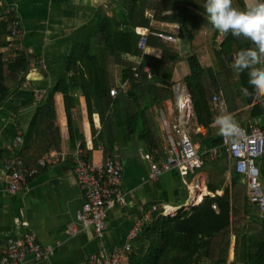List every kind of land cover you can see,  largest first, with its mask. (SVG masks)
<instances>
[{
    "label": "trees",
    "instance_id": "trees-1",
    "mask_svg": "<svg viewBox=\"0 0 264 264\" xmlns=\"http://www.w3.org/2000/svg\"><path fill=\"white\" fill-rule=\"evenodd\" d=\"M117 2L124 11L112 17L103 10L97 13L94 25L82 31L70 51L66 77L46 92L45 99L34 111L30 126L22 129L25 144L14 150L21 168L39 169L41 161L52 150H61L58 95L64 99L69 147L74 151L82 144L89 160L92 154L87 151L85 138L78 136V129L74 128L73 111L80 108L81 96L86 100L93 130L95 117L101 119L104 128L95 144L104 142L109 158L114 157L117 147L134 139L154 148L160 147L153 137L156 123L153 108L161 107L164 100L172 96V91L161 90L162 95L157 90L161 85L171 89L176 84L174 74L182 60L179 45L193 43L194 28L199 25L215 30L214 47L221 33L208 20L205 0L203 3L192 0ZM246 3L247 0H233V5L241 9ZM169 12H177V15L169 17L166 15ZM149 14H153L155 23L180 26L179 42L174 45L151 37L148 51H158L159 57L145 54L138 46L136 30L153 32ZM7 17L0 23V105L14 89L12 78L22 84L24 79L20 76L28 73L31 59L24 50L17 49L14 58L6 60L10 20ZM249 47H253L249 40L237 39L229 33L215 52L217 62L214 65L204 64V58H199L195 50L186 57L190 72L183 82L192 99L193 121L207 131L205 135H197L202 137L199 140L202 149L223 145V135L215 123V118L223 114L214 102L216 96L222 98L227 112L234 114L233 119L239 127L248 132L254 127L264 131L256 126V120L264 116V99L255 97L247 71L237 75L232 68L233 56ZM245 88L253 94L245 95L242 91ZM114 89L120 91L117 98L111 96ZM118 151L121 153V149ZM257 165L264 184V156ZM200 171L209 174L207 186L212 195L189 210L181 209L173 217L164 216L163 209L151 214L150 221L143 226L131 251L126 254L128 264H264V217L261 218L249 202L247 185L237 173L235 161L223 153L216 160L207 161ZM230 173L231 185L220 196L217 193Z\"/></svg>",
    "mask_w": 264,
    "mask_h": 264
},
{
    "label": "crops",
    "instance_id": "crops-1",
    "mask_svg": "<svg viewBox=\"0 0 264 264\" xmlns=\"http://www.w3.org/2000/svg\"><path fill=\"white\" fill-rule=\"evenodd\" d=\"M9 8L16 11L20 17L23 35L12 48L11 45L5 48L6 59L14 58V50L22 49L29 54L30 64L37 70L26 73V78L20 76L21 80L24 79L22 84H19V80L12 78L11 84H14V89L0 105V148L2 149L0 153V250H6L10 238L23 242L27 235H33L39 244L54 250L48 260L38 264H82L93 254L105 252L113 255L123 250L128 243L127 235L136 219L141 217L143 208L148 211L153 206H159L160 209L169 208L170 212L177 213L181 209L189 210L192 206L191 201L197 206L202 204L206 197L212 195L207 186L209 174L205 171L199 170L196 176L183 177L177 170H172L163 174L158 181H151L149 178L151 164L146 160L151 146L139 139L127 141L115 149L114 156L121 149L120 154L124 165L121 192L125 203L118 204L109 210L108 227L102 239L96 235L93 227L85 228L78 235L71 236L67 233L68 225L77 221L78 211L85 204V196L79 182L75 179L73 167L69 161L52 168L40 167L39 175L31 179L26 188L18 193H12L11 181L5 166L8 162L17 163L16 152L12 151V147L19 130H27L34 117L38 103L35 101L33 91L39 89L46 93L66 77L67 59L71 49L82 31L94 25L99 11L103 10L108 17H112L124 9L118 5L117 0H0V23L6 21L4 11ZM149 15L153 16V14ZM166 15L176 16L177 12H169ZM150 25L153 29L151 31L168 36L177 37L180 32V26L175 24L153 22ZM194 31L193 43L183 45L180 42L181 46L178 49L188 54L195 50L199 58H204V61L202 59L204 64L214 65L217 62L215 61L216 50L212 44L215 30L199 25L194 28ZM224 40L225 36L220 34L217 44L224 43ZM198 42H210L211 46L209 47L208 43ZM209 48L214 50L213 57L209 53ZM218 48L217 45L216 49ZM159 54L156 50L149 51V55L155 57H159ZM181 58L174 74L176 85L171 89L161 85L157 92L165 90L180 94L183 88H186L182 81L190 71L182 53ZM230 80L232 81L231 78ZM231 81L228 82V86L231 85ZM159 93L163 95L162 92ZM80 100V108L73 111L74 128L78 129V136L85 138L87 151L92 154L89 160V154L86 153L89 162L101 166L110 159L105 154L104 142L95 144L104 127L100 117L96 116L93 130L86 100L82 96ZM171 101L173 100L169 97L163 104L169 105ZM56 103L62 148L60 151L52 150L46 158L55 152L65 154L73 152L68 144V122L62 95L56 97ZM249 110L251 108H247V111ZM227 114L230 112L228 111ZM230 115L234 116V114ZM256 123V126L264 129V116L257 119ZM199 130H204V135L207 133L205 129L198 128ZM162 138L165 139L164 136ZM158 143L160 146L158 149L164 155L168 145L165 143L160 145V141ZM189 179L191 181H188ZM242 179L246 185L245 179L243 177ZM196 182H199L200 188L193 191L191 184ZM231 182L230 173L223 184L224 187L217 194L224 195L225 188L230 186ZM122 264H128L126 258Z\"/></svg>",
    "mask_w": 264,
    "mask_h": 264
},
{
    "label": "built area",
    "instance_id": "built-area-1",
    "mask_svg": "<svg viewBox=\"0 0 264 264\" xmlns=\"http://www.w3.org/2000/svg\"><path fill=\"white\" fill-rule=\"evenodd\" d=\"M9 18V34L7 37L11 48L18 42L23 35V27L20 17L12 9L6 10ZM151 23L154 17L148 15ZM139 37V49L145 54L149 53L148 45L151 37L158 38L166 43H178L175 36H168L161 33H153L148 30H137ZM7 60V59H6ZM34 66L30 64L28 73L34 72ZM153 75L150 74V78ZM112 96L119 95L118 90H112ZM36 103L45 99V92L36 89L33 91ZM187 88H183L180 94H175V100L169 105L162 104L159 107V117L163 126V136L168 143L164 155L158 148L151 147L146 156V160L151 164L150 180L158 181L161 176L172 170H177L181 176H196L202 170L205 163L216 160L223 153H226L236 163L237 173L242 175L246 181L248 190V200L257 209L259 216L264 217V184L261 179V170L257 165L258 160L264 156V131L259 128H252L250 132L239 127L240 131L233 137L223 135V145L219 148L202 149L194 143L192 133L198 134L196 125L195 132L191 123L194 118L192 100L189 97ZM186 100V111L180 99ZM214 102L219 109H227L224 102L216 96ZM192 132V133H191ZM25 144L24 132L18 133L13 145V150L21 149ZM69 161L73 167L75 179L79 182L81 190L85 196V204L78 211L77 221L68 225L69 235H78L87 227H93L99 238H104L108 227L109 210L118 204L124 205L125 199L121 192L124 165L119 151L113 158L105 164L96 166L89 162L85 149L82 144L71 154L53 153L48 156L40 167L43 169L52 168ZM5 171L11 181L10 190L18 193L26 188L31 179L39 175V169L21 168L15 162H8ZM193 191L199 190V182L192 183ZM191 205L192 201H191ZM159 206H153L148 211L143 208L140 218L136 219L131 231L127 235V245L123 250L110 255L102 252L93 254L86 258L82 264H122L126 254L132 249L134 239L140 234L143 226L151 219V214L158 212ZM215 209L218 210L217 206ZM164 216L173 217L177 213H171L169 208L162 211ZM53 248L44 247L36 241L33 235H27L23 242L15 241L10 238L7 242L5 251L0 250V264H38L48 260L53 254Z\"/></svg>",
    "mask_w": 264,
    "mask_h": 264
},
{
    "label": "clouds",
    "instance_id": "clouds-1",
    "mask_svg": "<svg viewBox=\"0 0 264 264\" xmlns=\"http://www.w3.org/2000/svg\"><path fill=\"white\" fill-rule=\"evenodd\" d=\"M204 10L211 25L221 34L229 33L239 39L249 40L253 47L240 50L234 57L232 68L239 75L247 71L248 83L257 99H264V0H247L241 9L233 0H205ZM9 30V29H8ZM21 40V39H20ZM245 95H252L242 89ZM215 118L222 135L233 137L240 131L238 124L227 110Z\"/></svg>",
    "mask_w": 264,
    "mask_h": 264
},
{
    "label": "rangeland",
    "instance_id": "rangeland-1",
    "mask_svg": "<svg viewBox=\"0 0 264 264\" xmlns=\"http://www.w3.org/2000/svg\"><path fill=\"white\" fill-rule=\"evenodd\" d=\"M193 1H195L196 3H203V0H192V2ZM191 11V10H190ZM6 16V15H5ZM198 43H202V44H206V43H208V42H198ZM209 44V47L211 46L210 44V42L208 43ZM172 45H174V43L172 44ZM218 45V47H220V45L221 44H217ZM179 46H181V44L179 45ZM179 50H181V49H179ZM214 50H217L216 49V46H215V48H214ZM214 50L211 48H209V53L211 54V56L213 57V54H214ZM181 53H182V56H184V58H186L187 57V55H188V53H186V52H183L182 50H181ZM187 68V67H186ZM120 72H121V70H120ZM183 82V81H182ZM184 83V82H183ZM176 85V84H175ZM125 89H126V86H125ZM111 96H112V93H111ZM118 96H120V91H119V95ZM117 96V97H118ZM113 97V96H112ZM117 97H113V98H117ZM171 98V100H175V94L174 93H172V96L170 97ZM153 114H154V116H155V120H156V123H155V129H154V133H153V137L159 142L160 141V145L161 144H163V143H165L166 145H168V143H167V141H165V139H163L162 137H163V126H162V123H161V120H160V117H159V107H154L153 108ZM193 120H194V118H193ZM196 122H194V121H192V123H191V126L194 128V130L192 131V132H195V129H196ZM202 129H204V128H202ZM198 130V129H197ZM191 132V133H192ZM199 133H204V130H199ZM205 133H206V130H205ZM198 134H195V133H192V138L193 137H196V138H193V141H194V143H196V144H199V140L200 139H202V137H200V136H197ZM199 147H200V145H198ZM188 181H191L190 179L188 180ZM192 206H195V205H192ZM253 208V207H252ZM259 214V213H258Z\"/></svg>",
    "mask_w": 264,
    "mask_h": 264
},
{
    "label": "bare ground",
    "instance_id": "bare-ground-1",
    "mask_svg": "<svg viewBox=\"0 0 264 264\" xmlns=\"http://www.w3.org/2000/svg\"><path fill=\"white\" fill-rule=\"evenodd\" d=\"M177 38V37H176ZM178 39V38H177ZM114 90H117V89H114ZM180 101H181V104H182V106H183V111H186V100L184 99V98H182V99H180ZM199 196H202V195H200L199 194ZM198 198V197H197ZM194 201V200H193ZM194 204V203H193ZM195 205V204H194ZM169 211H171V210H169ZM171 213H173V212H171Z\"/></svg>",
    "mask_w": 264,
    "mask_h": 264
},
{
    "label": "water",
    "instance_id": "water-1",
    "mask_svg": "<svg viewBox=\"0 0 264 264\" xmlns=\"http://www.w3.org/2000/svg\"><path fill=\"white\" fill-rule=\"evenodd\" d=\"M186 86V85H185ZM186 88H187V90H188V92H189V89H188V87L186 86ZM191 99V98H190ZM192 100V99H191ZM203 203V202H202Z\"/></svg>",
    "mask_w": 264,
    "mask_h": 264
}]
</instances>
